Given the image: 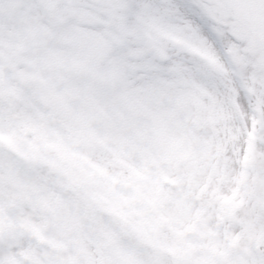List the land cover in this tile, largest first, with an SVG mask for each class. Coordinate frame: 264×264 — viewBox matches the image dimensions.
<instances>
[{
    "label": "snow or ice",
    "instance_id": "snow-or-ice-1",
    "mask_svg": "<svg viewBox=\"0 0 264 264\" xmlns=\"http://www.w3.org/2000/svg\"><path fill=\"white\" fill-rule=\"evenodd\" d=\"M0 264H264V0H0Z\"/></svg>",
    "mask_w": 264,
    "mask_h": 264
}]
</instances>
